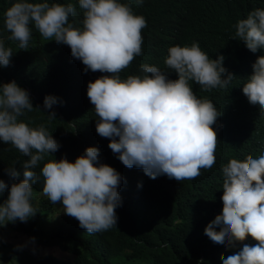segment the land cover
Segmentation results:
<instances>
[{"label": "clouds", "instance_id": "clouds-1", "mask_svg": "<svg viewBox=\"0 0 264 264\" xmlns=\"http://www.w3.org/2000/svg\"><path fill=\"white\" fill-rule=\"evenodd\" d=\"M79 7L82 27L69 22L70 16H76L71 3L16 0L4 13L10 33L7 39L27 49L30 25H34L44 39L69 46L72 56L86 66L85 72L106 73L88 83L87 96L98 117L97 133L110 140L108 147L126 167L142 168L151 179L166 175L178 182L195 179L201 169H211L218 143L213 125L221 114L210 99L198 98L189 82L205 92L226 88L235 75L228 73L225 78L223 56L210 59L195 41L191 46L175 45L169 47L165 65L178 79H169L164 71L148 64L139 66L140 74L122 78L120 73L143 54L146 19L120 0H79ZM234 17L231 29L222 34L224 40L238 37L253 53L264 48V4H252ZM12 56V49L0 38V65L9 66ZM248 69L253 74L244 83L243 94L264 113V55L249 61ZM58 102L57 97L46 96L44 108L51 110ZM33 109L28 91L16 81L0 85V140L28 157L22 163L24 179L12 183L0 205V227L17 220L27 222L36 214L31 204L32 185L41 176L43 195L52 204L62 202L64 213L78 220L87 233L117 226L121 175L107 164H98V148L88 147L74 163L67 158L48 160L40 176L33 171L46 154L60 148L43 125L33 128L18 120L25 110ZM48 117L55 119V111ZM6 171L11 178L20 176L15 167ZM222 172V214L207 225L205 235L225 245L251 236L257 243H245L238 253L222 256L223 264H264V154L233 158ZM7 187L0 179V193Z\"/></svg>", "mask_w": 264, "mask_h": 264}, {"label": "trees", "instance_id": "trees-1", "mask_svg": "<svg viewBox=\"0 0 264 264\" xmlns=\"http://www.w3.org/2000/svg\"><path fill=\"white\" fill-rule=\"evenodd\" d=\"M15 2L0 0V38L13 51L9 66L0 65V85L14 80L26 89L34 109L25 110L18 120L33 128L43 125L60 145L55 153L46 154L33 171L40 176L48 160L67 158L74 163L88 147H96L98 164H107L121 175L117 226L95 234L87 233L70 216L53 226L48 234L41 219L53 211L55 204L43 195L42 176L32 185L31 204L36 214L27 222L17 220L7 226L28 236L33 243L57 248L68 257L61 259L48 254L40 256L37 264H219L222 256L238 253L243 244L255 245L257 241L251 236L243 242L214 243L205 235V228L222 214L223 166L233 158L243 160L248 154L253 158L264 154V113L258 104L249 103L242 90L253 74L248 62L264 55V48L253 53L238 37L224 40L222 36L231 29L234 16L252 4H264V0H143L141 4L137 0H120L130 3L133 12L147 21L142 30L143 54L120 73L122 78L140 74L139 66L148 64L164 71L169 79H178V74L165 65L168 49L175 45L191 46L194 41L210 59L223 56L225 78L228 73L235 75L226 88L208 92L194 81L189 82L197 97L210 99L221 115L213 125L218 135L214 166L201 169L195 179L179 182L166 175L151 179L142 168L126 167L118 159L119 154L108 147L110 140L97 133L98 117L87 96V85L106 73L85 72L86 66L72 56L69 46L44 39L34 25H30L32 37L27 49L20 48L18 41L7 39L10 33L5 28L4 13ZM47 2L73 4L76 16H70L69 22L82 27L79 0ZM50 95L59 102L46 110L44 100ZM51 111H55L56 118L50 120ZM26 159L14 146L0 140V179L8 186L0 193V205L6 201L12 183L24 179L22 163ZM9 167H15L20 176L11 178L6 171Z\"/></svg>", "mask_w": 264, "mask_h": 264}, {"label": "rangeland", "instance_id": "rangeland-1", "mask_svg": "<svg viewBox=\"0 0 264 264\" xmlns=\"http://www.w3.org/2000/svg\"><path fill=\"white\" fill-rule=\"evenodd\" d=\"M37 195H41V193L37 192ZM67 216L64 213L62 202H58L55 204L53 211L47 217L41 219L42 223H40L47 233L50 234L51 228ZM48 254L61 259L68 258L64 252L57 248L35 244L28 236L15 231L7 225L0 227V264H37L40 256ZM219 264H223L221 258Z\"/></svg>", "mask_w": 264, "mask_h": 264}, {"label": "bare ground", "instance_id": "bare-ground-1", "mask_svg": "<svg viewBox=\"0 0 264 264\" xmlns=\"http://www.w3.org/2000/svg\"><path fill=\"white\" fill-rule=\"evenodd\" d=\"M250 142V141H249Z\"/></svg>", "mask_w": 264, "mask_h": 264}]
</instances>
